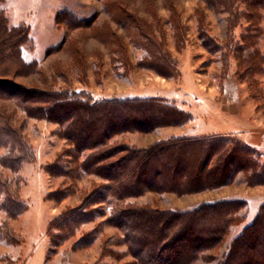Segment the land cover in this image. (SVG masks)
<instances>
[{"label":"trees","instance_id":"obj_1","mask_svg":"<svg viewBox=\"0 0 264 264\" xmlns=\"http://www.w3.org/2000/svg\"><path fill=\"white\" fill-rule=\"evenodd\" d=\"M199 1L214 13H226L231 37L220 43L201 29L203 46L213 53L223 51L226 57L233 53L240 66L254 75L260 64L257 44L263 31L264 0ZM3 3L0 0V166L19 173L35 159L33 146L24 134L26 119L18 117L20 110L26 117L55 123L59 135L71 146L45 165L51 176L70 180L68 186L50 192L47 199L62 203L76 192L72 185L85 174L101 179L79 205L66 208L52 219L48 228L50 256L84 225L103 215L105 204L110 212L104 223L121 231L115 242L127 245L128 252L120 254L104 244L103 257L130 255L132 259L123 264H264V202L253 222L230 240L233 227L245 220V198L206 200L185 209L131 201L148 192L183 196L215 190L240 177L251 187L264 185V160L258 150L236 135L223 133L173 134L146 147L119 140L118 136L127 132L151 133L163 127L184 126L194 114L162 96L97 99L85 89L59 86L37 60L24 58L23 48L32 42L30 31L24 25L10 24ZM137 19L127 13L126 19L119 21L135 30L131 41L146 52L138 66L168 79L180 78L177 58L165 48L164 41L148 31V25H141ZM243 19L248 22L247 28L239 41L232 40ZM57 21L63 22L61 13ZM67 25L80 26L74 19ZM174 25L179 49L181 26ZM64 75L60 72L62 78ZM18 78H31L32 82ZM62 155L69 159H62ZM14 186V181L0 170V210L16 219L28 210V204ZM1 226L6 227L5 222ZM97 238L94 228L82 234L73 248H87Z\"/></svg>","mask_w":264,"mask_h":264},{"label":"rangeland","instance_id":"obj_2","mask_svg":"<svg viewBox=\"0 0 264 264\" xmlns=\"http://www.w3.org/2000/svg\"><path fill=\"white\" fill-rule=\"evenodd\" d=\"M3 7L11 25H24L30 31L32 42L24 46V58L27 61L37 60L59 86L85 89L97 99L162 96L194 114L193 120L184 126L163 127L151 133L127 132L118 136L119 140L146 147L179 133L233 134L256 148L264 160V10L261 19L263 31L257 44L259 69L250 75L233 53L226 57L223 51L213 53L203 46L199 35L201 29L220 43L231 37L226 13H214L199 0H4ZM59 13L62 23L57 21ZM127 13L137 17L141 25H148V31L165 42V48L177 58L180 78L168 79L154 70L138 66V61L146 52L132 43L135 30L122 26L119 21L126 19ZM69 19L79 22L80 26L74 28L67 25ZM174 22L176 26H181L182 31L179 49ZM247 25V20L243 19L241 25L235 28L232 40L239 41ZM49 50H52L50 54ZM60 72L65 73V78L60 76ZM31 78L17 80L32 82ZM8 104L12 108L15 106L13 102ZM18 117L26 119L24 134L36 156L19 173L0 166L28 204V210L16 219L9 218L0 210V223L5 222L6 225L0 227V264H23L26 256L23 253L20 257L14 247L22 246L27 238L32 249L46 238L48 259L51 247L48 228L52 219L66 208L79 205L101 181L94 175L85 174L73 183L76 192L62 203L47 199L50 192L68 186L70 180L51 176L45 165L55 161L71 146L59 135L55 123L26 117L20 110ZM62 157L69 159L64 155ZM18 176L21 178L19 181L16 180ZM241 178L215 190L183 196L172 192H148L131 201L160 208L185 209L206 200L245 198L248 201L243 211L246 217L233 227L229 237L232 240L253 222L264 202V185L251 187ZM103 206L106 212L94 222L84 225L67 242L73 247L82 234L97 228V240L84 248L88 252V264L98 261L123 264L132 257L102 256L104 244L112 246L120 254L128 252L127 245L115 242L121 231L104 223L110 207Z\"/></svg>","mask_w":264,"mask_h":264},{"label":"crops","instance_id":"obj_3","mask_svg":"<svg viewBox=\"0 0 264 264\" xmlns=\"http://www.w3.org/2000/svg\"><path fill=\"white\" fill-rule=\"evenodd\" d=\"M28 240L27 238L22 246L14 247V249L17 248L16 251L20 253V257L23 253L26 256L23 264H88V259H86L88 252L85 249H74L69 242L65 243L54 256H49L47 259L49 249L47 239L42 240L34 249ZM18 260L17 257V263H19Z\"/></svg>","mask_w":264,"mask_h":264}]
</instances>
